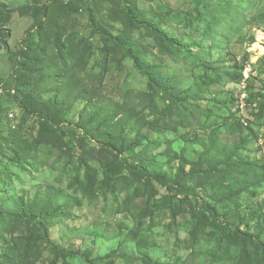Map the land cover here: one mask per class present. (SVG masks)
I'll return each mask as SVG.
<instances>
[{
  "label": "rangeland",
  "instance_id": "obj_1",
  "mask_svg": "<svg viewBox=\"0 0 264 264\" xmlns=\"http://www.w3.org/2000/svg\"><path fill=\"white\" fill-rule=\"evenodd\" d=\"M68 1L0 0V38L9 9L50 10L34 30L29 16L16 17L14 52L0 49V206L34 213L51 238L34 221L1 214L0 264H57L55 241L91 252L94 264H237L240 249L257 256L264 225L241 245L214 219L205 221L195 200L193 215L176 199L155 198L127 174L107 179L99 162L56 147L59 131L42 126L17 96L23 104L30 96L48 103L69 139L100 129L129 144L137 139L132 159L152 164L170 181L180 166L195 171L203 154V160L230 154L240 140L246 142L242 159L261 164L264 0H85L72 19L60 21L58 3ZM96 24L110 38L98 34ZM232 56L245 60L241 84L227 75ZM239 178L224 166L216 182L235 192ZM216 182L192 183L213 195ZM235 203L221 213L264 211V185L256 197L242 194Z\"/></svg>",
  "mask_w": 264,
  "mask_h": 264
},
{
  "label": "trees",
  "instance_id": "obj_2",
  "mask_svg": "<svg viewBox=\"0 0 264 264\" xmlns=\"http://www.w3.org/2000/svg\"><path fill=\"white\" fill-rule=\"evenodd\" d=\"M83 1L85 0H69L66 3L59 2V11L62 13L60 21L72 19V14L78 13L81 10L84 4L81 5L80 3ZM49 12L50 10L48 9L44 12L45 14H43V10L34 9L32 12L28 13L26 6H16L9 9V11L1 17V22L5 27L1 30L0 49L8 53L14 52L11 48L10 40L13 35L11 27L16 17L25 18L29 16L28 18L33 20L30 26L31 30H34L36 27H42V15L47 16ZM56 26L58 27L59 24H56ZM96 27L98 34L103 38H110L108 32L99 28L97 24ZM21 51L22 48L15 49L17 55L21 54ZM129 52L132 53V50L129 49ZM133 59L137 61V63H140V60L136 56H133ZM244 61L245 60H238L236 56H232L231 58L232 72H229L227 75L236 84H241L245 81ZM138 65L142 70L143 67L140 64ZM164 90L166 92L170 91L166 88ZM17 101L20 102L21 107L24 108L30 116L38 118L42 126L45 127V125H48L51 127L50 125H52L59 131L60 137L57 139L59 143L54 144L56 147L63 149L66 153L82 162H99L104 169L107 179L113 181L127 174L129 178L146 188L155 198L160 197L162 199H167L171 197L176 199L182 204H185L187 212L193 215L194 209L191 205V201L195 200L198 204H202L198 209H202L203 213H205L204 215H206V213L210 215V220L206 219L204 215H201L205 221L214 219V222L219 223L224 230L230 232L232 237H234L233 240L239 242L241 245L244 244L245 241L253 239L252 235H254V232H252V230H256L264 225V211L261 208L251 211L247 217L242 216L238 211L232 213L230 210L221 213L222 209H229L232 204L236 207L238 203L235 202L242 194H247L250 198L256 197L257 190L264 185L263 172L261 174L255 173L252 175L246 172L247 169H260L264 171V162L258 164V162L255 161L251 162L250 160L242 159L239 153L241 148L245 145V141L241 142L240 140V148L234 147V149L230 151V154H222V157L210 156L203 160V156L206 155L203 154L201 157L202 164L198 165V168L190 173L186 171L184 166H180L178 177L170 181L168 175L153 171L152 164L139 160L138 162L132 159L131 155L133 153L136 155L138 148L141 146L137 139H134L131 141V144H129L127 139L120 138L117 132L113 136L108 129L105 131L100 129L97 135H92L90 132H87L69 139L61 126L62 122L60 118L52 114L51 107L48 103L36 101L33 96H30V104H23L22 97L19 96H17ZM43 119L47 121H42ZM48 126L47 128L49 130L53 129L52 127V129H50ZM239 134L244 136L246 131L239 129ZM136 159H138V157ZM224 166H227L229 172L235 175L237 174V176L241 175V178L237 179L239 187L235 192H233L227 184L220 185L216 182V176L221 167ZM208 167L209 171L206 170ZM194 180L203 182L208 181L210 183L216 182L214 194L210 195L203 189L204 187L202 188V192L199 193V189L194 187L192 183ZM162 190H166L168 194H163ZM189 208L192 209V212ZM1 214L6 215L5 217L20 219L27 224H32V221H34V223L42 229L43 237L47 241H51L48 228L43 226V221H40L38 216H35L34 213L14 212L11 211L9 207H6L5 204L1 203L0 216ZM212 224L213 222L210 224L205 223L201 228L205 230L208 226H212ZM262 232L264 233V230H262ZM257 236H261V234L256 233L255 237ZM51 246L56 255L57 264H79L77 261L80 259H84L87 264L95 263L91 257V252L84 253L81 249L67 248L58 244L56 241L51 243ZM255 247L258 248L260 252L257 256H254L251 252L249 253L247 249H240V261L238 259L237 264H264V242H259ZM146 264H153V262L148 259Z\"/></svg>",
  "mask_w": 264,
  "mask_h": 264
}]
</instances>
